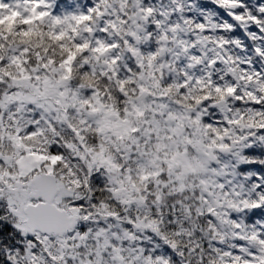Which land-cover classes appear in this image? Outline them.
Masks as SVG:
<instances>
[{"label": "snow or ice", "instance_id": "obj_1", "mask_svg": "<svg viewBox=\"0 0 264 264\" xmlns=\"http://www.w3.org/2000/svg\"><path fill=\"white\" fill-rule=\"evenodd\" d=\"M193 256L264 264V0H0V264Z\"/></svg>", "mask_w": 264, "mask_h": 264}, {"label": "clouds", "instance_id": "obj_2", "mask_svg": "<svg viewBox=\"0 0 264 264\" xmlns=\"http://www.w3.org/2000/svg\"><path fill=\"white\" fill-rule=\"evenodd\" d=\"M177 264H179V261H177ZM191 264H196V258L194 256L191 258Z\"/></svg>", "mask_w": 264, "mask_h": 264}]
</instances>
